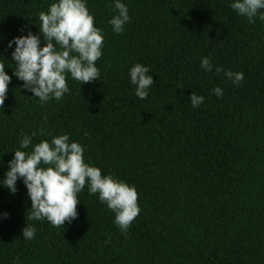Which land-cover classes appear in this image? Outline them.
Segmentation results:
<instances>
[{
    "label": "trees",
    "instance_id": "16d2710c",
    "mask_svg": "<svg viewBox=\"0 0 264 264\" xmlns=\"http://www.w3.org/2000/svg\"><path fill=\"white\" fill-rule=\"evenodd\" d=\"M54 2L0 0V61L13 77L0 109V180L25 135L36 133L22 149L31 151L69 134L86 161L137 187L141 213L122 232L86 186L78 219L57 228L30 219L22 181L15 194L0 186V264H264V21L237 15L233 0H123L131 21L118 35L114 0H88L105 33L100 80L69 76L70 93L41 103L13 74L8 41L30 30L44 46L39 13ZM137 63L155 82L145 100L130 82ZM215 67L245 79L236 86ZM194 92L205 97L199 108ZM27 224L34 240L23 238Z\"/></svg>",
    "mask_w": 264,
    "mask_h": 264
},
{
    "label": "clouds",
    "instance_id": "9594fccd",
    "mask_svg": "<svg viewBox=\"0 0 264 264\" xmlns=\"http://www.w3.org/2000/svg\"><path fill=\"white\" fill-rule=\"evenodd\" d=\"M231 8L249 23H256L257 17L264 21V0H233ZM113 11L115 15L109 21L112 31L123 34L131 21L129 8L123 0H114ZM39 21L44 46H41V36L30 30L8 41V48L14 47L13 74L24 82L25 89L41 103H47L52 99L62 100L70 93L69 76L82 85L100 80L97 61L103 56L105 33L95 25V14L88 7V0H55L47 11L39 13ZM200 66L206 72H213L210 57H203ZM6 68L0 61V109L5 107L13 78ZM215 72L223 73L236 86L245 79L243 72L225 71L223 67H215ZM149 73L150 68L140 63L129 70L135 96L141 100L147 99L155 86ZM213 91L218 97L224 95L219 86ZM190 101L193 108H199L205 103V97L194 92ZM35 135L33 132L31 136H24L8 162L5 178L0 180V186L12 194L18 191V181L23 182L32 202L30 219L47 220L57 228L66 222L71 224L79 217L78 197L87 186L89 195L98 194L100 203L115 213V224L127 233L141 213L137 187L113 174H103L100 167L86 161L85 146L72 141L69 134L54 136L51 141L42 140L31 151L22 150L33 145ZM9 216L4 213L5 218ZM36 232L34 225L27 224L23 238L34 240Z\"/></svg>",
    "mask_w": 264,
    "mask_h": 264
}]
</instances>
